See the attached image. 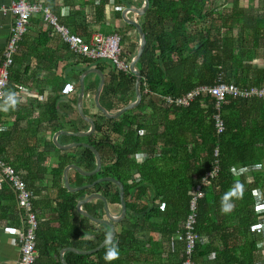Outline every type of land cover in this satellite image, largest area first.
<instances>
[{
  "label": "trees",
  "instance_id": "trees-1",
  "mask_svg": "<svg viewBox=\"0 0 264 264\" xmlns=\"http://www.w3.org/2000/svg\"><path fill=\"white\" fill-rule=\"evenodd\" d=\"M117 1L125 9L142 5V0ZM248 1L252 7L253 2H261V8L247 11L242 0H224L221 6L218 0H148L143 14L133 13L146 38L137 63L140 103L117 119L108 118L96 105L92 115L84 107L85 115L95 122L93 134L62 135L59 141L86 143L100 153L101 169L93 176H83L74 169L69 185L81 187L106 177L120 181L126 216L114 223L119 227L113 242L88 255L66 252L67 264H183L187 259L193 264H264V233L253 230L264 217V206L256 207L255 197L264 194V98L227 95L217 105L208 91L220 84L264 87V14H259L264 12V0ZM83 3L93 6L94 0ZM105 6L101 0L95 9L101 12ZM39 17L31 21L39 24ZM70 24L72 28H67L73 34L90 38L87 25H77L76 21ZM125 29L136 30L126 22L123 29H112L109 34ZM53 30L48 25L39 37L26 33L18 43L4 90V104L12 120L9 128L0 113V157L18 171L30 191L32 184L51 176L49 188L58 202L54 211L68 230L66 237L57 235L62 242L59 245L54 242L56 236L49 235L46 245L41 246L37 228L38 256L34 264L52 252L58 255L62 246L90 251L108 238L109 226L81 215L77 210L79 200L101 193L108 205L116 206L117 212L121 209L120 190L112 182L76 192L64 185L67 166L76 165L85 172L96 168L92 150L82 145L62 150L50 136L63 130V124L72 134L89 127L77 111V97L63 99V91L70 86L68 81L78 83L88 69L102 73L108 70L99 102L111 114L136 99L133 72L117 70L108 60L76 56L66 43L64 76L54 74L43 79V72L58 70L54 54L49 55L51 44L57 41ZM123 46L121 57L129 62L138 50L124 53ZM3 61L0 52V66ZM89 76L99 80L96 74ZM88 78L84 97L95 101L99 83L86 85ZM202 87L206 89L200 90ZM25 89H36L47 97L25 104L15 101ZM197 89L199 93L188 105L166 104L167 98H185ZM61 109L66 112L59 114ZM72 114L76 119L71 118ZM216 117L223 123L222 131ZM24 122L26 127H21ZM18 132L25 137L23 140L15 139ZM51 154L56 167L47 164ZM209 173L213 175L208 177ZM199 187L202 197L192 209ZM9 188L6 185L0 193V203L12 200L17 204L16 194ZM1 208L3 217L9 207ZM83 208L96 219L106 218L101 200L86 203ZM191 215L196 219L194 232L205 242L197 244L188 255L185 226ZM112 244L118 246L120 255L106 261L104 254ZM54 264L62 263L58 260Z\"/></svg>",
  "mask_w": 264,
  "mask_h": 264
},
{
  "label": "crops",
  "instance_id": "crops-1",
  "mask_svg": "<svg viewBox=\"0 0 264 264\" xmlns=\"http://www.w3.org/2000/svg\"><path fill=\"white\" fill-rule=\"evenodd\" d=\"M12 0H0V52H3L5 49V46L7 44V41L10 36L12 24H13V16L9 13V6L11 4ZM35 3H43L47 7H49L52 11V13L59 19V23L68 26L72 28V25L70 23L76 21L77 25H87L89 29L91 30V34L89 37H91L94 34H104V30H101V28L104 24V26L111 25L110 23H113V26L121 27L123 28L125 26L123 12L125 10V6H122L119 4L117 0H104L106 3V6L104 8L103 13L97 12L95 9V6L98 5L101 0H94V5H86L83 3V0H31ZM135 2H139V0H134ZM231 2V0H230ZM86 5V6H85ZM139 4H135L132 7H138ZM80 13L78 14V12ZM121 11V16L119 17V12ZM101 13V14H100ZM40 16V22L39 24H35L32 21L30 22L29 29L27 33L30 34L31 37H39V32L42 30V28L46 26H50L49 23L45 22L43 19V16L41 14H36L35 16ZM130 18L134 19L133 13L129 14ZM34 17V16H33ZM37 18V17H36ZM35 19V18H34ZM32 20V19H31ZM61 20V21H60ZM101 20V22H100ZM99 21V22H98ZM110 22V23H109ZM71 25V26H70ZM69 29V28H68ZM112 30V29H111ZM110 30V31H111ZM109 31V30H108ZM54 35L57 39V41L54 44H51L49 49V55L54 54V59L56 60V64L58 66L57 71H51V72H43L40 76L44 78H52L54 74L56 75H62L63 71L62 68L67 63V56L68 52L64 49L65 48V42L63 41L61 35L53 30ZM76 35V34H75ZM105 35V34H104ZM78 36V35H77ZM81 39H87L84 36H78ZM128 40L124 42L123 51L124 53H131L137 51L139 48L133 45L139 46V36L136 30H130L127 33ZM138 42V43H137ZM122 45V44H121ZM64 47V48H63ZM138 52V51H137ZM129 53V54H130ZM54 60V61H55ZM74 60V59H72ZM34 61V60H33ZM130 63V61H129ZM35 64H33L32 67ZM78 67H83L82 65H78ZM131 72V71H130ZM71 74V72H68ZM105 75V80L107 81V73L103 72ZM64 76V74H63ZM88 78V76H86ZM85 77V79H86ZM96 81V83H100V80L95 78L94 76L87 79V84L91 82ZM70 86L63 91L64 92V100H74L75 96L78 99V94L80 92V83H76L73 79L71 81H68ZM99 85V84H98ZM86 89V88H85ZM79 90V92H78ZM31 92L32 95H28L25 93ZM52 94V92H47ZM38 95V99H36V96ZM47 95L42 96L38 93V90L36 89H25L23 93L20 94L18 99L21 104L29 103L30 101H43ZM85 100H83V109H85L89 112L90 115L93 114V108L90 106V104H86L87 102H92L91 99H87L84 97ZM94 100V98L92 97ZM95 102V101H94ZM95 105V104H94ZM5 111L1 112L2 120L6 123L8 122V126H5L9 128L12 125V120L9 117V107L8 105L4 109ZM78 111V110H77ZM65 109H61L59 114L65 113ZM61 118V116H60ZM71 118L76 119V114H72ZM62 131H68V126L65 124ZM21 127H26V123H22ZM61 131V130H60ZM53 139L54 134L50 135ZM62 135L59 136L58 141H62ZM25 137H23V134H19V132L16 134L15 139L23 140ZM62 145H66L64 143H61ZM68 144V143H67ZM49 167H56L57 162L54 160L53 154H51L50 158L47 162ZM72 170L69 171L68 177L71 175ZM51 176L46 175L44 180H41L40 182H36L32 184L31 191L33 194V205L35 208V212L38 217V231L40 235V243L41 246L46 245V241L49 240V235L53 236L55 235L56 238L54 240L56 245H59V242H61V239L57 237V235H62L66 237L67 234V228L65 226V221L63 222L59 217L56 210L54 211V208H56L57 203L55 199V192L50 191L49 188V180ZM48 181V182H47ZM8 184H2L0 185V193L3 191V189ZM9 186V185H8ZM10 187V186H9ZM11 189V188H9ZM12 190V189H11ZM54 199H53V198ZM3 206H8L9 211L7 214L4 213V216L2 217V208ZM110 212L112 215H117V207L116 206H110ZM19 208L17 207V204L12 200H3L0 203V264H18L19 257H20V247L18 244V233L22 229V221L21 213H18ZM65 226V227H64ZM50 236V237H51ZM46 238V239H45ZM205 242V241H204ZM62 243V242H61ZM63 248L59 250L58 255L55 254V252L51 253L50 257H41L38 260L39 264H54L56 261L60 260V254L65 248H70L68 246H62ZM72 248V247H71ZM84 251V250H82ZM66 254V253H65ZM64 254V259H65ZM58 257V259H57ZM62 263V262H61Z\"/></svg>",
  "mask_w": 264,
  "mask_h": 264
},
{
  "label": "built area",
  "instance_id": "built-area-1",
  "mask_svg": "<svg viewBox=\"0 0 264 264\" xmlns=\"http://www.w3.org/2000/svg\"><path fill=\"white\" fill-rule=\"evenodd\" d=\"M9 13L13 16V24L9 39L3 51L4 61L0 66V113L5 111L7 104H4V90L6 89L9 78V68L14 64V55L17 53L18 43L27 33L31 18L36 14H41L45 22L49 23L56 32H58L63 41L69 46L70 51L76 56H84L91 60H108L117 70L129 72L130 63L121 57V37L114 33L109 35L94 34L88 40L81 39L73 34L66 26L59 23L58 18L52 13L51 9L43 3H35L31 0H12L9 6ZM205 90V87L199 88ZM199 89L188 94L185 98L173 100L167 98L166 104L188 105L189 102L199 93ZM209 93L217 100L219 105L227 95L234 98H264V87L240 88L234 84H220L208 89ZM26 94L32 95L31 92ZM33 97V95H32ZM217 118V127L219 131L223 130V123ZM213 173H209L211 177ZM8 184L16 194L17 206L23 215L22 229L18 233V244L20 247V257L18 264H34L38 256L36 230L38 228L37 214L34 211L32 192L28 189L26 182L20 176L18 171L6 163L0 157V185ZM198 195L192 202V209L195 202L202 197L200 187ZM256 207L264 206L263 196L255 195ZM260 223L253 227L254 231L264 230V217L259 218ZM196 224L195 215H191L186 223L185 228L188 255H190L195 246L205 240L194 232ZM183 264H193L191 259H187Z\"/></svg>",
  "mask_w": 264,
  "mask_h": 264
},
{
  "label": "water",
  "instance_id": "water-1",
  "mask_svg": "<svg viewBox=\"0 0 264 264\" xmlns=\"http://www.w3.org/2000/svg\"><path fill=\"white\" fill-rule=\"evenodd\" d=\"M148 8V0H142V5L141 7H130L124 10L123 12V17L125 22L133 25L138 33L139 36V49L138 52L136 53V55L132 58V60L130 61V70L131 72H133V74L135 75V89H136V99L135 101L131 102L129 105H127L125 108H123L121 111H119L116 114H111L108 111H106L99 102V98L101 95V91L103 89V86L105 85V75L104 73H102L100 70L96 69V68H92V69H88L86 70L80 77L79 83H80V92L78 94V99H77V110L78 113L80 114L81 118L86 121L89 124V129L87 131H81L78 133H69L67 131H58L54 134L53 137V142L55 143V145L62 150H69L72 147H77L79 145H82L84 147L89 148L90 150L93 151L95 158H96V168L95 170L91 171V172H85L83 170H81L80 168H78L76 165H69L65 168L64 170V185L65 187L70 191V192H76V191H81L84 189H88V188H92L93 186H95L98 183L101 182H105V181H109L112 182L114 184H116L119 187L120 190V199H121V213L117 216H114L111 214L109 207H108V202L106 200V198L100 194V193H92L89 196L85 197L84 199H81L78 201L77 203V210L78 212L89 218L90 220L96 222V223H104L106 225L109 226L110 228V235L108 236V238L96 249L94 250H90V251H82V250H78L76 248H65L63 249V251L60 254V258H61V262L62 264H67V262L64 259V254L66 252H73L76 254H80V255H88L91 253H95L98 250H100L101 248H103L105 245L111 243L114 241L115 236H116V229L114 226V223L116 222H120L122 221L125 216H126V204L124 201V188L123 185L120 181L111 178V177H107V178H101L98 179L97 181H95L94 183L90 184V185H85V186H81V187H71L69 185V177H68V173L70 170H78L80 172V174H82L83 176H93L95 175L102 166V161H101V157H100V153L91 145L83 143V144H79V143H70V144H66V145H62L59 143L58 138L61 135H74V136H80V137H85V136H89L91 134H93V132L95 131V122L93 121L92 118L88 117L85 115L84 110H83V98H84V93H85V77L89 76L90 74H96L100 77V83L99 86L97 88V92L95 95V104L96 107L101 110L104 115H106L108 118H112V119H117L118 117H120L122 114H124L126 111L136 107L140 101H141V91L139 89V84H140V80H141V76H140V72L138 70L137 67V63L140 60L145 46H146V38H145V33L143 32L141 26L139 25L138 22H136L134 19L130 18L129 14L130 13H138V14H143ZM94 200H101L104 203V210L106 213V218L104 219H96L94 217H92L86 210H84L83 206L86 203L92 202Z\"/></svg>",
  "mask_w": 264,
  "mask_h": 264
},
{
  "label": "rangeland",
  "instance_id": "rangeland-1",
  "mask_svg": "<svg viewBox=\"0 0 264 264\" xmlns=\"http://www.w3.org/2000/svg\"><path fill=\"white\" fill-rule=\"evenodd\" d=\"M223 1L224 0H218V6H221V5H223L222 3H223ZM254 4H253V7H252V5L250 4V2L248 1V0H242V5L245 7V9L248 11V10H251V11H256L257 9H260L261 8V2H258V1H255V2H253ZM248 8H250V9H248ZM221 9H223L222 7H221ZM261 13H263L264 14V12L263 11H260L259 12V14H261ZM125 22V21H124ZM110 23V22H109ZM111 25H109L108 24V26L106 25V26H102L101 28H103V29H101V30H104V34L105 35H108L109 34V32H110V30L111 29H116V28H121V27H116V26H113V23H110ZM123 29V28H122ZM109 30V31H108ZM126 30V31H125ZM124 30V32H118V35L121 37V44L122 43H124V42H126V40H128V37H127V33L130 31V30H132V29H125ZM112 31V30H111ZM124 40V41H123ZM255 62V61H254ZM258 63H262V61H257ZM256 63V62H255ZM99 77V76H98ZM99 80H100V77H99ZM27 93V92H26ZM26 93H25V95H26ZM36 99H38V95L36 96ZM91 100H92V102L91 103H93V104H91L90 103V105H92V107H94V100L92 99V98H90ZM96 105V104H95ZM101 105V104H100ZM102 106V105H101ZM83 128V127H82ZM87 129H89V127L87 128ZM87 129H85V130H83V131H86ZM262 194V193H261ZM263 197H264V194H263ZM262 197V198H263ZM264 199V198H263ZM264 201V200H263ZM119 209L117 208V211H118ZM260 232L261 233H264V230H260ZM257 233H258V231H257ZM259 234V233H258Z\"/></svg>",
  "mask_w": 264,
  "mask_h": 264
},
{
  "label": "clouds",
  "instance_id": "clouds-1",
  "mask_svg": "<svg viewBox=\"0 0 264 264\" xmlns=\"http://www.w3.org/2000/svg\"><path fill=\"white\" fill-rule=\"evenodd\" d=\"M224 210L227 211L228 209L225 208ZM258 221H259L258 222L259 224L261 221L260 219ZM119 255H120V251H119L118 246L116 244H112L111 246L108 247L107 251L105 252L104 259L106 261H113V260H116L119 257Z\"/></svg>",
  "mask_w": 264,
  "mask_h": 264
},
{
  "label": "flooded vegetation",
  "instance_id": "flooded-vegetation-1",
  "mask_svg": "<svg viewBox=\"0 0 264 264\" xmlns=\"http://www.w3.org/2000/svg\"><path fill=\"white\" fill-rule=\"evenodd\" d=\"M106 178H107V177H106ZM100 194H101V193H100ZM110 206H111V205H110ZM108 207H109V205H108ZM109 210H110V207H109ZM121 210H122V207H121L120 211L117 212V215H119V214L121 213ZM117 215H116V216H117ZM118 227H119L118 225H117V228L115 227L116 231H117Z\"/></svg>",
  "mask_w": 264,
  "mask_h": 264
}]
</instances>
